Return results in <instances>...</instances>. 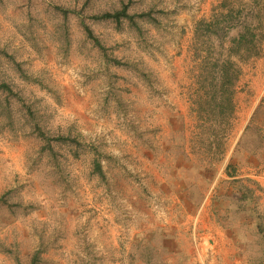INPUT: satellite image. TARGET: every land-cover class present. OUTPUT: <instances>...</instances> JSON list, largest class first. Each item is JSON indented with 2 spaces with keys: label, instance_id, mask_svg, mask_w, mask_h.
I'll use <instances>...</instances> for the list:
<instances>
[{
  "label": "rangeland",
  "instance_id": "rangeland-1",
  "mask_svg": "<svg viewBox=\"0 0 264 264\" xmlns=\"http://www.w3.org/2000/svg\"><path fill=\"white\" fill-rule=\"evenodd\" d=\"M123 1L0 0V82L12 89L0 88V264L35 252L38 264H264V234L228 177L252 190L264 224V41L238 61L234 118L214 156L198 141L194 30L222 0H132L138 26L92 17ZM259 18L264 28V0ZM37 124L66 141L42 149Z\"/></svg>",
  "mask_w": 264,
  "mask_h": 264
},
{
  "label": "trees",
  "instance_id": "trees-1",
  "mask_svg": "<svg viewBox=\"0 0 264 264\" xmlns=\"http://www.w3.org/2000/svg\"><path fill=\"white\" fill-rule=\"evenodd\" d=\"M132 0L123 1L121 5L112 10L94 14L96 20H112L117 27H121L124 21L131 26H138L135 20L136 14L130 12ZM65 18L69 14H78L75 9L56 7ZM262 9V0H222L212 10L209 18L197 21L194 30V44L198 45L195 49L196 57L199 59L197 83L198 93L194 100V111L199 119V145L216 156L224 151V136L231 125V120L235 114V86L240 79L242 69L238 63L248 61L253 57L261 55L262 43L264 41V28L259 16ZM79 15V14H78ZM150 18L149 12H141L137 17ZM248 18L255 19V24L248 21ZM81 24L86 36L91 39L103 52L105 47L93 33L91 27L81 20ZM242 27L236 36L230 38L226 34L219 35V30L223 31ZM139 28V27H138ZM140 29V28H139ZM218 42V51L213 48V40ZM115 61V60H114ZM115 63H120L116 62ZM0 88L5 89L9 94L11 87L6 82H0ZM14 97L18 98L17 94ZM36 134L44 141L42 149L53 150L52 141H66L62 136H50L37 124ZM73 138L69 137V140ZM76 141V140H74ZM208 152V153H209ZM213 157V156H212ZM94 170L99 176L105 177L101 163L98 159L94 160ZM201 177L205 173L199 172ZM233 187L238 188L240 196L236 198V207L241 211L247 212L256 222L257 232L264 234V224L261 216L256 211L255 199L252 190L241 186L240 180L235 178L233 173H229ZM194 191V190H192ZM188 192L191 202L194 199L193 193ZM202 196L196 204L201 201ZM224 199L219 193L212 197V202L222 203ZM193 205L194 202H193ZM252 205L253 208H250ZM252 210V213L250 212ZM217 213V210L215 209ZM237 243V242H236ZM242 246L241 242L236 244ZM261 256H264V247ZM264 258V257H263ZM40 261L39 252H35L28 264H38ZM146 262H149L146 260Z\"/></svg>",
  "mask_w": 264,
  "mask_h": 264
},
{
  "label": "crops",
  "instance_id": "crops-1",
  "mask_svg": "<svg viewBox=\"0 0 264 264\" xmlns=\"http://www.w3.org/2000/svg\"><path fill=\"white\" fill-rule=\"evenodd\" d=\"M212 3V1H210L209 3H208V9H209V7H211L210 6V4ZM251 116V115H250ZM251 118V117H250ZM250 118H249V121H250ZM210 204H211V200H209V198H208V201L207 202H205V207L203 208V212H202V214H205V215H208V212H206V210H207V208H208V210H209V206H210ZM207 210V211H208ZM210 211V210H209ZM225 240V241H224ZM213 244V247H216V249H217V251H218V253H223L222 251H224V248H225V244L224 243H229V241L227 240V239H224L223 237L220 239V240H217V239H215L213 242H212ZM220 251V252H219Z\"/></svg>",
  "mask_w": 264,
  "mask_h": 264
}]
</instances>
